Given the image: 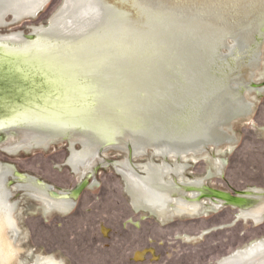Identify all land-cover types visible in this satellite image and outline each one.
Returning <instances> with one entry per match:
<instances>
[{
	"label": "rangeland",
	"instance_id": "rangeland-1",
	"mask_svg": "<svg viewBox=\"0 0 264 264\" xmlns=\"http://www.w3.org/2000/svg\"><path fill=\"white\" fill-rule=\"evenodd\" d=\"M29 6L0 0V40H14L0 43V127L52 136L49 145L61 141L58 130L70 129L87 145L48 150L33 141L13 152L0 133V207L10 190L21 229L9 233L23 250L16 264L46 256L65 264H219L264 241V218L234 225L240 209L220 201L203 199L194 216L153 217L142 207L153 199L150 189L166 193L196 181L233 196L264 192V8L253 0H49L28 15ZM62 11L66 17L56 22ZM34 33L37 40L25 39ZM138 48L139 64L124 68ZM257 50L262 60L251 90L233 79ZM234 90L253 112L225 128L233 143L168 155V162L150 160L151 150L130 162L116 147L183 142L207 123L216 98ZM93 153L94 169L82 167ZM84 174L93 181L71 213L47 214L20 189L68 193ZM247 264H264V256Z\"/></svg>",
	"mask_w": 264,
	"mask_h": 264
},
{
	"label": "bare ground",
	"instance_id": "bare-ground-1",
	"mask_svg": "<svg viewBox=\"0 0 264 264\" xmlns=\"http://www.w3.org/2000/svg\"><path fill=\"white\" fill-rule=\"evenodd\" d=\"M256 1L259 6L264 8V0H253ZM30 6L26 11V14H30L33 10L43 8L49 0H28ZM67 13L62 11L55 19L59 22ZM264 31V27H263ZM262 31V33H263ZM37 35V34H36ZM264 36V33H263ZM15 39V38H14ZM26 39V38H25ZM38 37H36V40ZM238 40V38H237ZM14 40L8 38H2L0 43H8ZM227 42L225 46H229ZM2 48V46H1ZM146 52V51H145ZM262 60L261 50H257L249 63L242 66L241 71L234 77L233 81L236 83H243L249 89H253L252 80L255 77L256 72L260 67ZM235 94L232 93L225 96L216 98L212 115L207 123L203 125L200 130L196 131L192 137L184 140L183 142L167 143L163 141H157L152 146H147L139 141L133 142V153L135 156L142 155L147 152L149 147L159 151L161 154H167L169 156H189L191 154H202L207 147L215 146L220 147L224 144L233 143L235 140L229 133L226 132L225 128H230L233 121L246 118L252 112V105L249 103L244 96H238V91L234 90ZM16 125H5L0 127V132H5L8 135L6 145L3 147L9 151L17 152L22 148L28 147L30 142H39L49 145V142L54 138L47 136L46 134L40 135L37 132H30L26 129L20 131L15 130ZM16 131L20 136L18 141H13L11 133ZM57 138L61 140V137L66 133H70L72 136L71 141L79 142L87 145V140L83 136H79L75 131L72 130H58ZM42 137H45L43 139ZM70 141V151H71ZM39 145V144H38ZM116 147L125 148L124 151L128 153L126 145L118 144ZM73 150L75 147L73 146ZM153 154V151H152ZM127 155V154H126ZM154 155V154H153ZM97 154L93 153L92 157L82 162V167L90 166L92 169L97 165ZM136 158V157H135ZM76 172L80 171V166H75ZM131 175V174H129ZM131 175L130 177H132ZM85 177V174L83 175ZM92 178H83L80 186L85 187V190L91 186ZM1 182V181H0ZM204 181H196L194 184H186L181 186L172 185L170 191L166 193L155 192L149 190L152 200L146 202L142 207L155 216L164 217L168 214L171 209L177 216H194L199 210L200 206L198 203L203 199H210L213 202H221L225 205L239 208L242 210L238 217L239 220H253L255 222H261L264 218V192L261 190H253L249 193H244L243 196L233 199V196L227 192L213 191L207 188ZM1 184V183H0ZM41 185V184H40ZM93 186V184H92ZM21 191H28L30 195L36 198L38 201L46 205L45 212L48 214L52 210H57L60 213H71L75 207V201L77 200L81 191L76 192L71 190L69 193L53 194L54 198L49 196L47 193L39 191L37 188L32 186H23L21 184ZM191 193V197L187 196ZM12 192L5 190L3 193L4 203L0 207V264H16L20 256L23 254V250L16 246L15 241L9 237V233H15V235L21 234V229L18 225V221L15 217L17 212V204L11 200ZM74 199V200H73ZM175 201V203H173ZM104 233H107L104 230ZM186 242H193L195 238L185 237ZM148 253L151 251H141L135 254L136 260L143 261ZM264 256V241L258 242L252 245L246 250H242L233 256L224 259L219 264H247L253 260ZM33 264H65L63 260L57 259L54 256L39 257Z\"/></svg>",
	"mask_w": 264,
	"mask_h": 264
},
{
	"label": "water",
	"instance_id": "water-1",
	"mask_svg": "<svg viewBox=\"0 0 264 264\" xmlns=\"http://www.w3.org/2000/svg\"><path fill=\"white\" fill-rule=\"evenodd\" d=\"M48 24H49V23H48ZM128 27H129V26H128ZM263 33H264V31H263ZM23 35H24V34H23ZM24 36H25V35H24ZM36 37H37V35H36L35 33H34V34H30V35H28V36H25V38H26L27 40H30V41H34ZM127 40H128V39H127ZM230 41H232V40L230 39ZM261 41H262V39L259 38V39H258V42H261ZM0 47H1V45H0ZM225 50H227V49H225ZM136 54L139 55V48H138V50H136V51L134 50V52L132 53V55H131L129 58L126 59V62H125V64L123 65L124 68L127 69V67H128V68H131V69H133V68L135 69L134 65L139 64V60L137 61L136 59H134L135 56H136ZM155 116H156V115H154V118H155ZM159 116H160V118L163 119V117H164L165 115H161V114H159ZM0 133H1V132H0ZM3 133H5V132H3ZM6 134H7V133H6ZM71 139H72V136L70 135V133H66L64 136L61 137V141L56 142V143H51V144L49 145V147H48V150H49L52 146H54V145H58V144H61V143H63V142H67V143L69 144V146H70V141H71ZM3 140H4V137H3V136H0V144L3 142ZM76 144H80V143H76ZM76 144H75V145H76ZM110 144H111V143H110ZM75 145H74V147H75ZM80 145H81V144H80ZM81 147H82V145H81ZM127 149H128L127 159H128L130 162H132V160L135 159V155H134V153H133V145H132L131 143H128V145H127ZM208 149H209V148H208ZM149 150L153 151L154 149L151 148V147H149V148L147 149V152H148ZM147 152L145 153V155L147 154ZM145 155H143V156H145ZM140 157H141V156H140ZM155 157H159V158H161L163 161H166V162H168L169 159H171V157H169L168 155H166L165 157H163V156H158V155H153V154H152V156L150 157V158H151L150 160H152V159L155 158ZM173 158H174V157H173ZM176 159H177V158H176ZM75 191H76V192L81 191V193H82L83 191H85V187H81V186L79 185V186L75 189ZM218 192H223V191H218ZM245 192H246V191H245ZM245 192L236 193L235 196L232 195V196H233V199L243 196ZM203 235H206V232H205Z\"/></svg>",
	"mask_w": 264,
	"mask_h": 264
},
{
	"label": "flooded vegetation",
	"instance_id": "flooded-vegetation-1",
	"mask_svg": "<svg viewBox=\"0 0 264 264\" xmlns=\"http://www.w3.org/2000/svg\"><path fill=\"white\" fill-rule=\"evenodd\" d=\"M7 11H10V10H7ZM263 27H264V26L261 27V31H263ZM261 33H262V32H261ZM262 34H263V33H262ZM263 38H264V36H263ZM263 42H264V41H263ZM252 112H253V111H252ZM252 112H251V113H252ZM83 178H90V177H87V176L85 175V177H83ZM83 178H82V179H83ZM87 189L89 190V188H87ZM87 189H86V190H87ZM55 193H57V192H54L53 189H51V190L49 191L48 195L54 198V195H53V194H55ZM68 193H69V192H68ZM57 194H61V193L58 192ZM12 197H13V193H12V195H11V200H12ZM188 197H189V196H188ZM73 200H74V199H73ZM74 201H75V203H76V200H74ZM76 207H77V206H76ZM233 208H234V207H233ZM200 209H201V208H199V210L196 212V214L199 213ZM235 209H239V208H235ZM172 212H174V211L171 209V211H170L168 214H170V213H172ZM241 212H242V210L239 211V215L241 214ZM168 214H166V215H168ZM152 215H153V214H152ZM166 215H165L164 217H166ZM239 215L236 216V219H235L236 221L234 220L235 222L233 223L234 225L238 222V217H239ZM153 217H159V216H155V215H153ZM161 217H162V216H161ZM164 217H163V218H164ZM239 221H240V220H239ZM231 225H232V224H231ZM219 229H220V228H219ZM209 233H210V231L206 232V235H208ZM204 236H205V235H203V237H204ZM228 258H229V257H228Z\"/></svg>",
	"mask_w": 264,
	"mask_h": 264
}]
</instances>
